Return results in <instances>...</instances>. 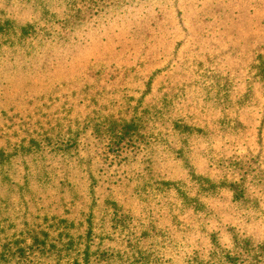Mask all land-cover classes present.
<instances>
[{
	"label": "rangeland",
	"instance_id": "rangeland-1",
	"mask_svg": "<svg viewBox=\"0 0 264 264\" xmlns=\"http://www.w3.org/2000/svg\"><path fill=\"white\" fill-rule=\"evenodd\" d=\"M262 46L264 0H0V254L7 235L13 251L41 239L0 264H85L88 247L111 264H264ZM154 73V115L126 137ZM61 134L80 147H44Z\"/></svg>",
	"mask_w": 264,
	"mask_h": 264
},
{
	"label": "trees",
	"instance_id": "trees-1",
	"mask_svg": "<svg viewBox=\"0 0 264 264\" xmlns=\"http://www.w3.org/2000/svg\"><path fill=\"white\" fill-rule=\"evenodd\" d=\"M25 33L27 35L31 34V32H25ZM33 33H34V31H33ZM254 55H255V64H256V67L258 68L260 79L264 83V46L260 47L256 51V53H254ZM133 73H134V71H130L128 74L132 75ZM156 74H158V73L156 72ZM105 75H106V72H103V77ZM151 77L152 78H150V79L152 80V82L149 84V82L147 81L146 88L144 89L140 99L137 100V103H136L134 109L131 107V109L126 112V114L122 115V117H130V119H128L129 121H125L124 123L122 121V125L124 124L123 128L126 129V132H125L126 137H129V138L134 137V135H131V134L127 135V131H129V129L130 130H136V126H135L136 121L142 122V119H143L142 117H149L150 115H151L150 117H152L154 115L151 112L150 107H148V105H146V102H145L147 97L151 94L154 81L156 80V78L158 76H156L154 73V74H151ZM127 106L128 105H126V107ZM136 109H139L140 111H138ZM121 114L122 113H120V116H121ZM87 117H92V116H87ZM100 117H115V116L112 115V113L108 114L105 106L102 105V107H100ZM87 124H88V127L91 129H99L103 125L101 123H95L91 119L87 121ZM172 124L174 125L173 126L174 131L180 135L181 140L183 141L182 144H184L186 139L190 135H192L191 125H189V123L186 122V119L184 120L182 117L174 119V121H172ZM122 125H121V127H122ZM81 137H82L81 134L71 135V136H69V135L63 136L61 134L57 138H54V137H51L48 135L46 137H43V139H41V141H42V143L45 144V146H44L45 148L53 147V149L63 150L62 148L80 147V145H81L80 141L82 139ZM126 137H122V132H119L116 135H110V136L105 135V138H103V141L106 142L105 140H107L108 143H111L112 141H110V140L119 139V141L117 143L122 144L124 142V140L126 139ZM33 143H35V142H33ZM38 146L42 147L41 143H38ZM17 148H19V146H17ZM180 153L181 152L179 150V154ZM9 155L10 154L6 151L5 148L0 149V161H1L0 164H3L10 157ZM194 170L195 169L193 167H190V169H189V176H191L192 181L196 182L197 185H199V186L201 185V187L208 192L213 191V189H215L216 185H214V183L206 185L205 180H207V177L196 174ZM162 185H165L168 189H171V187L172 188L180 187L179 184L175 181H163ZM228 185L231 188V187H235V185L237 186V183L233 181V182L229 183ZM231 190H232V188H231ZM238 191L241 192V189ZM184 194H185L184 202L188 203V206L190 205L188 201L196 202L199 199V197H197V196L193 197L191 199V195H188L186 193H184ZM7 236H6V242H5L6 245H4V248H3L4 252L0 254V262L10 260L13 257H17L20 260L27 259V258H29L28 254H29L30 250L33 249V246L36 243L38 244V242H41L40 241L41 239L39 238V236L37 234H34L31 238L33 245H26L27 244L26 240L28 239L27 237H25L21 241H20V239L15 238L14 245L16 246V250L13 251L11 249L12 244H10L12 239L10 237H7ZM85 256H86L85 261H84L85 264H98V263H101L102 261L104 262L103 264H111L112 255H110L108 253L107 254L97 253V256L94 257L90 251V247H88ZM142 256H144L143 253H141V257ZM231 256L232 255H229L226 257L227 259H229L228 263L236 264L237 262L240 261L239 255H233V258H231ZM102 257H104L105 259H102ZM124 262L125 261L123 260L121 262V264H124ZM140 262H142V264H144L143 260L139 261V264H140ZM125 264H128V263H125ZM240 264H243V261H240Z\"/></svg>",
	"mask_w": 264,
	"mask_h": 264
}]
</instances>
